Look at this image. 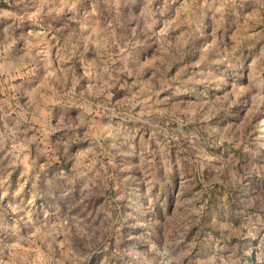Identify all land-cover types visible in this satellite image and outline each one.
I'll return each mask as SVG.
<instances>
[{
	"label": "clouds",
	"instance_id": "clouds-1",
	"mask_svg": "<svg viewBox=\"0 0 264 264\" xmlns=\"http://www.w3.org/2000/svg\"><path fill=\"white\" fill-rule=\"evenodd\" d=\"M0 264H264V0H0Z\"/></svg>",
	"mask_w": 264,
	"mask_h": 264
}]
</instances>
